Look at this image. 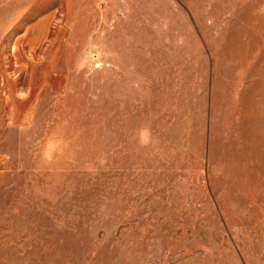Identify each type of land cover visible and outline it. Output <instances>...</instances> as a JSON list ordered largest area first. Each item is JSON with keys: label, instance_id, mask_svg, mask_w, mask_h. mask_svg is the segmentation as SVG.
<instances>
[{"label": "rangeland", "instance_id": "1", "mask_svg": "<svg viewBox=\"0 0 264 264\" xmlns=\"http://www.w3.org/2000/svg\"><path fill=\"white\" fill-rule=\"evenodd\" d=\"M0 264H264V0H0Z\"/></svg>", "mask_w": 264, "mask_h": 264}]
</instances>
